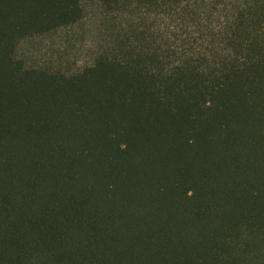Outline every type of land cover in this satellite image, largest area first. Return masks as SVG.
Returning <instances> with one entry per match:
<instances>
[{"label": "trees", "instance_id": "16d2710c", "mask_svg": "<svg viewBox=\"0 0 264 264\" xmlns=\"http://www.w3.org/2000/svg\"><path fill=\"white\" fill-rule=\"evenodd\" d=\"M0 264H264V0H0Z\"/></svg>", "mask_w": 264, "mask_h": 264}, {"label": "rangeland", "instance_id": "374dc122", "mask_svg": "<svg viewBox=\"0 0 264 264\" xmlns=\"http://www.w3.org/2000/svg\"><path fill=\"white\" fill-rule=\"evenodd\" d=\"M79 30H81V29H79ZM79 37L82 38V39L79 40V42H78L76 47L72 43V50H73V53L76 52V53H78V55L82 56V54L84 53V50H85V48L83 47L82 42H84L85 38L89 39V36L84 35L83 31H80V36ZM66 38H67V34L65 32L60 33V34L55 33L54 36L51 37L52 40L51 39L48 40V41L51 40L49 43H41V44H39V43L36 44L35 43L36 49L35 48L33 49V46L31 45V42L27 41V42L21 43V45L19 47L18 54L21 57H23V58H25V59H27L29 61L32 59L31 53L28 52V50H30V49L32 51H35V52L38 51L40 53V54H38L39 57H43V55H45V54L50 56V55H52V53H55V55L61 53L63 55V50H61L62 48L60 47V45H62V43H64V42H66ZM53 39H54V41H56V45L51 49V47L53 45L52 44L53 43ZM28 48H30V49H28ZM49 49H51L50 52L46 53L45 51L49 50ZM63 56H64V58H63L64 60H63L62 64L69 63V61H68L69 59H70V62H72L73 58L75 57L74 55H73L72 58H69L68 55H63ZM58 57L59 56H57L56 58H58ZM64 67H66V65H64Z\"/></svg>", "mask_w": 264, "mask_h": 264}]
</instances>
